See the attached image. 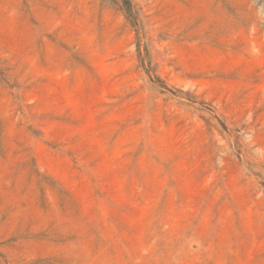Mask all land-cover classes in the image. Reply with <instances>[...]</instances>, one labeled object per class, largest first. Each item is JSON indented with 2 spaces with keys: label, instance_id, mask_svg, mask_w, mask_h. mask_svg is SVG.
Returning <instances> with one entry per match:
<instances>
[{
  "label": "rangeland",
  "instance_id": "rangeland-1",
  "mask_svg": "<svg viewBox=\"0 0 264 264\" xmlns=\"http://www.w3.org/2000/svg\"><path fill=\"white\" fill-rule=\"evenodd\" d=\"M0 264H264V0H0Z\"/></svg>",
  "mask_w": 264,
  "mask_h": 264
},
{
  "label": "trees",
  "instance_id": "trees-1",
  "mask_svg": "<svg viewBox=\"0 0 264 264\" xmlns=\"http://www.w3.org/2000/svg\"><path fill=\"white\" fill-rule=\"evenodd\" d=\"M121 1H123V2H124L125 0H121Z\"/></svg>",
  "mask_w": 264,
  "mask_h": 264
}]
</instances>
